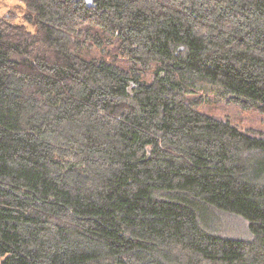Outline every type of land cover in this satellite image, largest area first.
Masks as SVG:
<instances>
[{"label":"trees","instance_id":"obj_1","mask_svg":"<svg viewBox=\"0 0 264 264\" xmlns=\"http://www.w3.org/2000/svg\"><path fill=\"white\" fill-rule=\"evenodd\" d=\"M0 18V264H264V0H20ZM32 27V28H31ZM208 207L252 237L203 226Z\"/></svg>","mask_w":264,"mask_h":264},{"label":"rangeland","instance_id":"obj_2","mask_svg":"<svg viewBox=\"0 0 264 264\" xmlns=\"http://www.w3.org/2000/svg\"><path fill=\"white\" fill-rule=\"evenodd\" d=\"M24 3L20 0H0V18L5 14L17 12L18 17L14 22L25 23L22 12ZM32 28V27H31ZM206 109L218 116L229 117L244 130L256 129L264 132V115L258 112L245 111L242 108L231 105H213ZM203 226L209 231L223 237L248 239L252 237L249 223L240 215L208 207L203 213ZM3 257L0 256V262Z\"/></svg>","mask_w":264,"mask_h":264}]
</instances>
